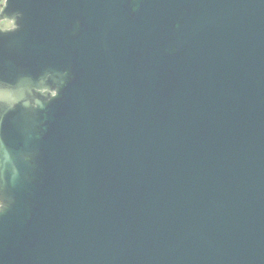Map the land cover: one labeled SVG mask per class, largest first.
<instances>
[{
  "label": "water",
  "instance_id": "95a60500",
  "mask_svg": "<svg viewBox=\"0 0 264 264\" xmlns=\"http://www.w3.org/2000/svg\"><path fill=\"white\" fill-rule=\"evenodd\" d=\"M0 3V264H264V0Z\"/></svg>",
  "mask_w": 264,
  "mask_h": 264
},
{
  "label": "clouds",
  "instance_id": "9594fccd",
  "mask_svg": "<svg viewBox=\"0 0 264 264\" xmlns=\"http://www.w3.org/2000/svg\"><path fill=\"white\" fill-rule=\"evenodd\" d=\"M5 4L0 3V10L5 8ZM69 77V72H67V78ZM67 82V79L62 81V88L65 86ZM7 93L9 97H14L13 91L7 86L0 84V100L8 102L12 99H5L4 94ZM51 101H49L50 103ZM5 190V185L3 181H0V216H3L7 211H9L13 204H14V198L13 199H8L6 196L3 195V191Z\"/></svg>",
  "mask_w": 264,
  "mask_h": 264
},
{
  "label": "flooded vegetation",
  "instance_id": "af4514ba",
  "mask_svg": "<svg viewBox=\"0 0 264 264\" xmlns=\"http://www.w3.org/2000/svg\"><path fill=\"white\" fill-rule=\"evenodd\" d=\"M1 11V10H0ZM8 26L4 27V26H0L1 28H11L12 27V23L7 22ZM0 25H2V23L0 22Z\"/></svg>",
  "mask_w": 264,
  "mask_h": 264
},
{
  "label": "rangeland",
  "instance_id": "374dc122",
  "mask_svg": "<svg viewBox=\"0 0 264 264\" xmlns=\"http://www.w3.org/2000/svg\"><path fill=\"white\" fill-rule=\"evenodd\" d=\"M2 23V25H0V26H4V27H7L8 26V24H7V22L5 21V22H1Z\"/></svg>",
  "mask_w": 264,
  "mask_h": 264
}]
</instances>
